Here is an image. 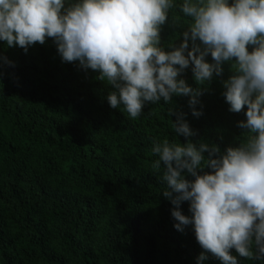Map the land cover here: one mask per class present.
Segmentation results:
<instances>
[{
    "label": "trees",
    "instance_id": "obj_1",
    "mask_svg": "<svg viewBox=\"0 0 264 264\" xmlns=\"http://www.w3.org/2000/svg\"><path fill=\"white\" fill-rule=\"evenodd\" d=\"M185 25L170 10L162 46L178 45ZM223 68L198 98L200 117L188 97H173L198 133L193 139L222 150L246 120V108L232 113L222 96L221 81L232 74ZM0 72V264H198L194 231L174 228L166 185L151 168L154 138L186 143L171 127L169 105L146 103L136 119L122 105L112 109L111 87L78 61L62 62L52 39L27 52L0 42ZM179 78L197 87L191 66ZM181 211L191 215L188 202ZM232 254L238 264H264ZM199 264L220 261L208 254Z\"/></svg>",
    "mask_w": 264,
    "mask_h": 264
},
{
    "label": "clouds",
    "instance_id": "obj_2",
    "mask_svg": "<svg viewBox=\"0 0 264 264\" xmlns=\"http://www.w3.org/2000/svg\"><path fill=\"white\" fill-rule=\"evenodd\" d=\"M174 8L186 25L181 42L165 47L161 31ZM48 39L62 62L78 61L111 87L112 109L122 105L136 119L146 103L169 105L168 116H176L171 127L186 143L154 138L158 159L151 168L166 185L162 196L173 205L174 228L194 231L203 250L198 264L208 254L220 264H238L233 249L264 261V0H0L6 47L27 52ZM225 63L232 74L221 81L222 96L230 112L246 108V120L238 122L243 131L235 144L222 150L193 139L198 133L173 97H188L192 116L200 117L198 98L214 74L223 75ZM190 66L196 88L179 78ZM182 202L191 215L182 213Z\"/></svg>",
    "mask_w": 264,
    "mask_h": 264
}]
</instances>
